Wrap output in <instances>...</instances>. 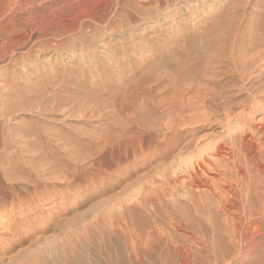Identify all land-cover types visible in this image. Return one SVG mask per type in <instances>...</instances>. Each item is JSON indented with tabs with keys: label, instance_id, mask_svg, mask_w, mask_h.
I'll return each instance as SVG.
<instances>
[{
	"label": "rangeland",
	"instance_id": "obj_1",
	"mask_svg": "<svg viewBox=\"0 0 264 264\" xmlns=\"http://www.w3.org/2000/svg\"><path fill=\"white\" fill-rule=\"evenodd\" d=\"M34 1L38 7L28 9V0L20 6L31 14L22 30L33 41L26 50L0 58V152L5 159L0 170L6 169L0 179L27 188L18 201L10 189L0 205V264H57L67 258L91 264L94 258L77 238L98 213L112 205L122 209L119 203L131 196L135 201L136 189H150L172 161L178 164L195 150L211 148L235 130L209 125L176 132L165 126L179 110L169 111L172 117L164 113L171 110L168 103L182 102L183 60L188 56L191 65L196 63L203 44H221L234 33L232 42L249 39L246 53L264 52V0H170L163 8L151 0ZM87 13L95 21H86ZM82 20L90 26L59 29ZM229 22L231 31L223 27ZM216 66L218 78L227 81L223 64ZM129 125L137 133L129 157L95 155L104 148L102 137L121 135ZM89 163L96 168L77 179ZM93 174L100 175L91 179ZM130 185L138 187L132 192Z\"/></svg>",
	"mask_w": 264,
	"mask_h": 264
},
{
	"label": "bare ground",
	"instance_id": "obj_2",
	"mask_svg": "<svg viewBox=\"0 0 264 264\" xmlns=\"http://www.w3.org/2000/svg\"><path fill=\"white\" fill-rule=\"evenodd\" d=\"M24 1L27 0H0V58L26 50L33 41V36L22 30L30 14L22 12L25 11L22 10ZM41 1L43 2H39ZM169 1L151 0V3L163 8ZM28 3H25L29 5L28 9L30 5L34 7L36 4H30L29 0ZM89 15L90 13L84 19L95 21ZM85 20L80 23L76 21L77 24L67 22L59 29L61 32H70L86 25L89 27V23L84 24ZM230 24L223 27L226 29L230 26L231 31L233 25ZM227 34L229 35V31ZM232 36L230 39L222 38L221 44L211 40L207 46L203 44L204 48H200L201 57L196 58V63L192 65L189 61L192 57H185L180 74L183 84L180 87L182 89H179L180 93L182 90L183 97L180 98L183 100L180 103L178 100L168 103L171 110L164 114L172 117L174 108L179 110V114L174 112L176 119L165 126L176 132L188 128L199 131L209 125H222L224 130L234 127L235 130L228 131L232 133L220 137L211 148L209 146L198 152L195 150L177 161L178 164L172 161L169 169L166 166L167 170L161 169L164 170L160 173L161 179L152 180L150 189L145 192L136 189L138 194L135 201L132 200L134 196L120 201L118 205L122 209L114 210L112 205L98 213L90 222L91 225L86 226L83 236L81 234L77 238L81 246L85 247L82 250L94 258L91 264H264V82L259 81L264 73V59L259 54L264 55V52L255 53L256 55L246 53L244 50L249 46L246 45L249 39L235 38L232 42ZM225 42L227 47L230 46L229 49L223 45ZM240 52L246 55L240 56ZM219 64H223L221 67L226 69L224 72L227 81L218 78L222 75L218 70L215 71ZM201 75L210 78L205 79ZM174 80L176 81L175 78ZM189 93L190 97H187ZM179 96L180 94L176 96L177 99ZM158 105L153 106L158 109ZM239 109H246L248 113L242 114L244 111H241L240 114ZM169 111L172 113L169 114ZM156 125L159 127V124L154 123L155 127ZM133 128L129 125L122 130L121 135L109 133L102 137L100 143L104 148L100 149L101 152L94 151L95 155L101 154L99 156L105 158L107 152H111V156L116 157L118 154L120 159L129 157V148L134 149L133 145L137 140L134 136L137 133H133ZM4 162V154L0 152V168ZM168 163L164 162L165 165ZM94 168L95 164H86L81 174L78 172L75 177L86 178ZM5 170H2L4 176ZM119 172L117 169L115 174ZM98 175L100 174H93L91 179ZM133 186L130 185L129 190ZM136 186L133 189L138 187ZM23 188L26 185L8 184L0 179V205L5 204L10 189H15V193H11L15 201H18ZM35 204L34 202L33 206ZM57 264L90 263L81 260L72 262L67 258L63 263Z\"/></svg>",
	"mask_w": 264,
	"mask_h": 264
}]
</instances>
